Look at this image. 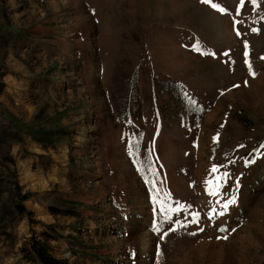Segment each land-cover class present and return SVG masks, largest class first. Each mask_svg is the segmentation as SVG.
Masks as SVG:
<instances>
[{"label": "rangeland", "instance_id": "rangeland-1", "mask_svg": "<svg viewBox=\"0 0 264 264\" xmlns=\"http://www.w3.org/2000/svg\"><path fill=\"white\" fill-rule=\"evenodd\" d=\"M32 240L264 264V0H0V264Z\"/></svg>", "mask_w": 264, "mask_h": 264}, {"label": "trees", "instance_id": "trees-1", "mask_svg": "<svg viewBox=\"0 0 264 264\" xmlns=\"http://www.w3.org/2000/svg\"><path fill=\"white\" fill-rule=\"evenodd\" d=\"M17 208L21 214L25 213V208L23 205H17ZM56 211V210H55ZM47 233H45L46 235ZM25 257H31V262L38 264H74L66 260L56 258L50 251V246L45 242H39L32 240L30 242L29 248L25 249ZM27 263V262H26Z\"/></svg>", "mask_w": 264, "mask_h": 264}, {"label": "snow or ice", "instance_id": "snow-or-ice-1", "mask_svg": "<svg viewBox=\"0 0 264 264\" xmlns=\"http://www.w3.org/2000/svg\"><path fill=\"white\" fill-rule=\"evenodd\" d=\"M202 2L207 4V3H210V0H202ZM255 2H256V0H253V4H255ZM211 6L214 9L219 10L220 12H225L226 11L223 7L219 6L218 4L213 3ZM212 171L214 173H216L218 171L217 166H213ZM226 178H227V173H225L224 176H217V180L216 181H212V180L207 181V183L210 185L209 194L213 195V196H218L220 194L219 190H220L223 182L226 180ZM217 181H219V182H217ZM231 203H234V200H229L227 203H225L223 205V207L225 209H227L228 205L231 204ZM161 208L163 209V204H161ZM165 211H172V210L171 209H166ZM156 230L159 231L158 228ZM221 231H225V229L222 228Z\"/></svg>", "mask_w": 264, "mask_h": 264}, {"label": "crops", "instance_id": "crops-1", "mask_svg": "<svg viewBox=\"0 0 264 264\" xmlns=\"http://www.w3.org/2000/svg\"><path fill=\"white\" fill-rule=\"evenodd\" d=\"M52 253V252H51ZM53 254V253H52ZM54 255V254H53ZM54 256H56V255H54ZM56 257H58V256H56ZM59 258V257H58ZM36 264H38V263H36Z\"/></svg>", "mask_w": 264, "mask_h": 264}]
</instances>
